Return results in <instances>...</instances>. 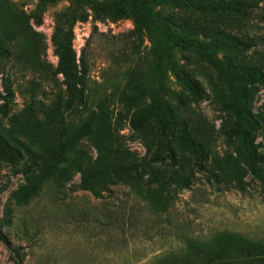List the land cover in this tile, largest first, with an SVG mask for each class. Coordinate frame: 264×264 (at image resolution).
<instances>
[{
    "label": "rangeland",
    "instance_id": "1",
    "mask_svg": "<svg viewBox=\"0 0 264 264\" xmlns=\"http://www.w3.org/2000/svg\"><path fill=\"white\" fill-rule=\"evenodd\" d=\"M234 1L256 3L247 21ZM73 2L0 0V264H264V0ZM69 11L79 99L52 43ZM241 91L255 175L226 135Z\"/></svg>",
    "mask_w": 264,
    "mask_h": 264
},
{
    "label": "trees",
    "instance_id": "2",
    "mask_svg": "<svg viewBox=\"0 0 264 264\" xmlns=\"http://www.w3.org/2000/svg\"><path fill=\"white\" fill-rule=\"evenodd\" d=\"M51 3H56L58 0H46ZM82 0H74V5H78ZM87 1V0H83ZM256 3L253 2H244V1H234V5L226 9L229 12H234L236 18L241 21H247L250 15V12L254 10L256 7ZM120 14H128V13H138L143 12V5L139 3H129L126 6L119 7ZM79 20L73 12H68L66 14L60 15L57 18V25L55 32L52 37V43L54 48L56 49L57 54L59 55V71L66 78V86L68 89V93L72 97V99H79L78 97V89H77V72H78V64H77V55L74 50V46L71 39L72 27ZM82 21L83 19L80 18ZM205 32L207 29H204ZM215 32V31H211ZM175 42L181 47L194 48L195 45L184 41L180 38H176ZM240 46V45H238ZM249 79H252L253 85H259L264 87V72L263 71H255L249 74ZM236 101L232 102L229 105H224L223 110L226 112H232L237 118V122L231 130L227 131L226 135L228 139H232L233 137H243V144L245 151L247 153V165L251 172V174H256L257 169V160H258V145H257V134L263 130V126L259 120H257L252 112V108L250 105V99L248 94L243 91L236 93ZM202 94L198 91V88H194L192 90V99L195 103H200L202 100ZM127 106H130L131 100L127 98L125 101ZM144 118L134 116L131 120V129L135 133H139L143 126L142 123ZM179 135H175V138H178ZM189 147L193 148V152L196 153L197 166L202 169V164L204 160H206V156L203 151H199L194 146L190 145L188 142L186 143ZM172 164H175V159L173 154L169 151L168 153ZM161 157V154H156L154 158H152L151 163L156 162ZM131 171L128 168L121 169L122 172L129 174V172L137 173L139 170L136 169V166H131ZM129 171V172H128ZM109 174H97L99 177L107 178ZM86 184L84 188L90 190L95 193V195L99 196V190L97 191L91 187L90 178L84 181ZM0 241L4 242L7 246L10 247V244L7 242L6 238L0 233Z\"/></svg>",
    "mask_w": 264,
    "mask_h": 264
}]
</instances>
